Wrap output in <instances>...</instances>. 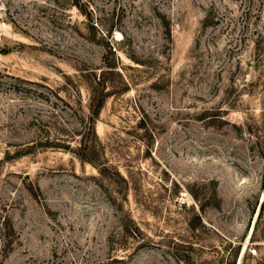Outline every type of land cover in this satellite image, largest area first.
Masks as SVG:
<instances>
[{"label": "rangeland", "instance_id": "374dc122", "mask_svg": "<svg viewBox=\"0 0 264 264\" xmlns=\"http://www.w3.org/2000/svg\"><path fill=\"white\" fill-rule=\"evenodd\" d=\"M263 199L264 0H0V264H264Z\"/></svg>", "mask_w": 264, "mask_h": 264}, {"label": "trees", "instance_id": "16d2710c", "mask_svg": "<svg viewBox=\"0 0 264 264\" xmlns=\"http://www.w3.org/2000/svg\"><path fill=\"white\" fill-rule=\"evenodd\" d=\"M107 67L114 66L109 64L107 65ZM88 93L90 114L88 116L87 122V135L84 134L81 136L79 144L76 148L79 158L82 161L87 158V153L89 152L90 147V151H93V145H96L95 143H93L97 139V135L95 133V122L106 99L113 93V91L108 88L106 82L103 79L94 77L89 79ZM104 170V166H101V168H99L100 173L104 172Z\"/></svg>", "mask_w": 264, "mask_h": 264}, {"label": "built area", "instance_id": "2783aa9c", "mask_svg": "<svg viewBox=\"0 0 264 264\" xmlns=\"http://www.w3.org/2000/svg\"><path fill=\"white\" fill-rule=\"evenodd\" d=\"M252 251H254V250H252Z\"/></svg>", "mask_w": 264, "mask_h": 264}]
</instances>
